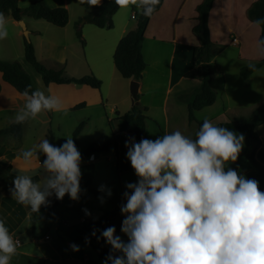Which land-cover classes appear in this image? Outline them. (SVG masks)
Here are the masks:
<instances>
[{"label": "clouds", "instance_id": "obj_1", "mask_svg": "<svg viewBox=\"0 0 264 264\" xmlns=\"http://www.w3.org/2000/svg\"><path fill=\"white\" fill-rule=\"evenodd\" d=\"M83 2L96 6L101 0ZM114 2L151 17L160 0ZM253 23L259 26L264 19ZM7 38L8 19L0 12V40ZM258 48L264 52V40ZM248 67L262 71L253 64ZM21 96L24 103L14 117L18 124L49 112L67 114L63 100L50 92L29 85ZM65 138L60 146L43 138L17 157L25 168L35 163L42 169L39 180L16 175L9 189L12 199L32 213L49 206L53 195L57 200L65 195L73 201L80 198L82 156L72 136ZM243 145V135L207 117L194 137L175 130L155 140H126V158L138 178L126 184V203L121 205V232L128 241L115 235L114 226L103 230L101 236L112 251L122 253L110 254L105 264H264V191L256 179L228 167L238 160ZM70 248L79 251L74 243ZM17 255L18 241L0 218V264H12Z\"/></svg>", "mask_w": 264, "mask_h": 264}, {"label": "crops", "instance_id": "obj_2", "mask_svg": "<svg viewBox=\"0 0 264 264\" xmlns=\"http://www.w3.org/2000/svg\"><path fill=\"white\" fill-rule=\"evenodd\" d=\"M37 1L39 0H20L19 6L25 10ZM45 1L51 8L67 9L70 20L66 27L57 28L43 20L37 21L28 17L23 19L30 32V40L34 45L38 60L50 68H64L65 72L73 78L80 79L94 75L102 81V87L100 90H96L76 84H51L47 86L42 76L26 60L25 36L19 22L15 21L10 14L6 15L8 38L0 40V52L2 51V54L9 56L15 51L17 54L15 59L21 62L25 61L26 65L32 66H28L31 68L28 72L34 87L59 96L67 109V114L49 112L41 114L35 120L23 123V139L21 141L13 137H6L5 141L0 142V168L14 177L16 175H30L32 177L41 175L42 169L39 164L34 163L31 168H25L22 161L18 160L17 157L22 150L31 148L43 138H47L49 129L55 137V146H60L62 145L61 141L66 139L65 137L72 136L82 121H87V125L81 135L90 127L93 119H104L105 105L109 98V94L103 92L105 82H107L108 88L114 82L120 83L124 88L127 87L129 96L131 94V82L136 81L124 79L118 72L115 63L110 64L108 62V58L114 62V54L119 42L136 27V18L133 16L139 10L135 6L126 9L121 8L113 17L114 29L105 30L86 23L84 17L87 10L83 0ZM202 2L203 0H163L162 8L153 16L147 28L142 48L147 67L141 80L137 81L140 96L138 102L148 108L147 116L150 118L146 126L145 139L152 140L153 137H160L159 131L154 130L151 125H157L160 129L163 128L162 135L166 132L180 130L183 134L194 137L197 131V125L189 123V101L199 87V82L185 78L186 74L195 67L193 52L197 46V40L188 43V41L181 39L180 19L183 14L170 12V6L173 5L174 8L181 6V9H186L192 3V13L189 16L193 23V19L196 17V9ZM219 2L220 0L215 1L209 23ZM102 3L103 0L99 5ZM249 22L250 25L255 26L250 20ZM77 26L81 29L86 40L85 47L77 38ZM193 28L194 26L190 29L192 35ZM257 31L261 35V28H257ZM237 42L234 45L241 47L239 38ZM185 54H192V62L185 61ZM0 58L4 61L11 60L8 57ZM250 62L253 63L256 60H243L245 65ZM28 67L26 68L28 69ZM260 70H262L260 73H264V67ZM258 73L254 72L248 83H252ZM163 78L166 81L165 89L161 85ZM0 84V130H3L16 123L15 114L23 106L24 101L21 94L4 81L2 73H0ZM126 102L128 103L127 98ZM130 102L124 114L131 111L135 105L132 94ZM80 105L83 107L77 108ZM206 108H212V106ZM203 110L197 111V115H200ZM117 112L116 108H110V114ZM215 120L213 121L215 122ZM229 120L226 118L223 122ZM219 123L214 124L218 125ZM65 125L69 126L70 135L63 137L60 132ZM256 131L260 139L259 144L253 142L243 133L238 134L244 136L247 147L243 148L235 163L228 165L229 168H236L235 170L245 177L256 174V168L248 161L247 155L254 151L264 153V126L257 128ZM40 132H43V135H40ZM132 135L127 132L126 127L125 131L115 133L118 150L112 147L108 153L94 154L89 159L81 161L80 167L83 169V177L92 180L93 178L91 179L87 173V168H92L101 156L109 155L112 150L115 152L122 172L135 173L130 161L126 158L127 148L125 147V141ZM40 136L43 137L40 138ZM28 138H33V142L32 140L28 141ZM93 143H88L87 147ZM93 189L97 190L94 186ZM113 208L114 206L106 198H103V201L99 197L91 198L89 193L83 190L78 201H73L65 195L56 211V218H40L33 227L31 211L12 199L8 187L2 185L0 189V218L5 220L10 232L18 241V255L13 257L12 264H105L106 258H101L97 250L87 246L84 242H75L70 229L82 222L94 220ZM84 209H87L90 215H86ZM127 241L128 237L125 242ZM73 243L79 246V251H73L70 248ZM106 247L111 249L109 244ZM108 264L111 262L109 261Z\"/></svg>", "mask_w": 264, "mask_h": 264}, {"label": "trees", "instance_id": "obj_3", "mask_svg": "<svg viewBox=\"0 0 264 264\" xmlns=\"http://www.w3.org/2000/svg\"><path fill=\"white\" fill-rule=\"evenodd\" d=\"M20 0H0V12L4 15H11L17 22L22 21L25 17L34 20H43L49 24L57 27L64 28L68 25L70 20L69 11L65 8H51L45 0H39L32 4L28 9H21L19 6ZM216 0H203V2L196 9V17L193 19L195 26L193 28V35L197 40V46L194 48L193 60L194 69L186 74L185 78L188 80L198 81L199 87L193 93L189 101V123L196 124L197 130L202 125L203 121H198L195 117V113L206 107L213 106L217 101V93L213 89V82L221 71L219 65L215 63L216 58L222 53L223 46L214 43L211 37V31L209 27V17L213 10ZM87 14L84 20L87 24L93 25L99 29L112 30L114 29L113 17L121 9L117 7L114 0H103L101 5L89 6L84 2ZM163 6V0H160L159 5L156 7V11L151 17L141 15L140 11L136 13V27L128 34H126L118 44V47L114 54V63L120 73V75L126 80L139 81L142 78L147 64L144 59L142 48L145 40V34L150 24L151 19L157 14ZM248 19L253 22L258 19H264V0H256L247 11ZM261 28V35L259 41L264 40V24L259 25ZM76 35L80 43L85 47L86 40L83 37V33L79 26L76 29ZM25 57L28 63H30L35 70L42 76L44 83L49 86L51 84L65 85L76 84L79 86H88L96 90H100L102 87V81L94 75H89L80 79L70 77L64 70V68H50L43 62L39 61L32 41L25 38ZM255 65L257 69L264 67V58L260 61L250 63ZM246 64L240 70V75L245 80H250L253 75ZM0 73L3 74V79L6 83L12 86L18 93H22L29 85L31 90H36L33 85L32 79L29 74L24 70L22 65L18 61L10 62L0 59ZM1 93V84H0ZM139 96L135 100V105L132 111L118 116L127 125V131L133 134L137 142L141 139H145V132L147 121L148 108L140 105ZM83 105L77 106L81 108ZM87 125V121H82L76 127L72 134V138L78 148L77 140ZM217 126L227 127L229 130L234 131L237 134L247 135L253 142L259 144L260 139L256 129L264 126V104L256 108L247 118H236L229 120L226 123H219ZM6 137H13L14 139L21 141L23 139V123H14L10 127L0 130V142ZM50 143L55 145V137L51 129L48 131V137ZM65 142V139L61 141V144ZM114 147L118 150V143L116 139L108 140L104 143H93L87 147V149L81 154L82 160L89 159L94 154L108 153L111 148ZM41 162L44 157H40ZM248 161L256 168V174L254 176H248L246 178L256 179L259 182L260 190L264 191V153L252 152L247 155ZM82 177L80 181L81 194L83 190L89 193V196L106 198L114 208L105 212L100 217L82 222L73 226L72 238L75 242L86 243V238L90 242L86 243L87 246L94 248L98 251L101 258H107L110 254L113 256H121L119 252H113L106 247L107 243L101 236L103 230H106L110 226H114L116 229L115 235L122 236L121 232L122 221L125 216L121 213V205L124 204L122 196H118L116 192L111 195H106L98 190L93 189L92 182L89 179L83 177V169L81 168ZM0 176L3 177V185L8 189L14 187L10 184V181L14 179V176L10 175L7 171L0 168ZM6 176L7 180H6ZM40 176L33 177L34 180H39ZM51 203L49 206H41L39 213L31 212V221L33 227L40 218H56V211L60 205L61 200H57L55 196L49 198ZM95 231V235H92Z\"/></svg>", "mask_w": 264, "mask_h": 264}, {"label": "rangeland", "instance_id": "obj_4", "mask_svg": "<svg viewBox=\"0 0 264 264\" xmlns=\"http://www.w3.org/2000/svg\"><path fill=\"white\" fill-rule=\"evenodd\" d=\"M253 1L254 0H220L215 7L213 17L209 23L211 37L214 43L223 46L222 53L215 60V63L220 66L221 71L218 73L212 85L217 93V101L212 108H204L200 115L195 113V117L196 119L198 118V121H203V119L207 117L213 123H226L223 122L226 118L230 120L234 118H247L258 106L264 103V73L259 72L252 83H248L249 81L245 80L240 75L241 66L245 65L243 60L258 61L264 57V53L258 48L260 32L257 31V28L259 29L260 27L257 25H255L256 27L250 25L247 17V10H249ZM192 3L189 4L186 9H181V6L176 8H174L173 5L170 6V12H179L183 14V17L180 19V36L181 39L188 41V43L192 40L194 42L196 41L192 33H190L191 27L195 26V22L193 21L192 23V18L189 16L190 13H192ZM238 38L240 39L241 47L234 45L238 43ZM5 55L6 54H2V51L0 52V57H8L11 59L8 60L10 62L18 61L29 74L28 71L31 70L29 67L32 66L29 64L26 65L27 63L25 61L21 62L15 59L17 55L15 51L9 56ZM184 58L185 61L192 62V54H185ZM108 62L114 64L112 59L110 60L109 58ZM26 67H28V69ZM164 79L165 78L161 80L163 89H165L164 85L166 82ZM103 92L104 94H109L108 102L105 105L106 114L103 117L104 119H93L90 127L79 137L78 150L80 153L85 151L88 143H104L108 140L116 139L115 133L125 131L127 127L126 123L118 117L124 115L131 103V94L129 97L127 87L124 88L120 83L114 82L113 85L108 88L107 82H105ZM126 98L128 103L126 102ZM111 107L116 108V112H118L110 114ZM214 119H216L215 122L213 121ZM151 126L154 130L159 131V136H162L161 131L163 128L160 129L157 125ZM69 133V126L65 125L61 129L60 135L65 137ZM40 135H43V132H40ZM42 137L43 136H40V138ZM131 137L134 136L132 135ZM32 139L33 138H28V141ZM155 139L157 138H152V140ZM5 140V138L2 139V141ZM246 147V142H244L243 148L245 149ZM109 156L112 157L110 158ZM87 173L91 179L93 178L90 181H92L94 188L98 191H100L101 186H104V191L100 192L105 194H108L109 191L111 194L116 192L118 196L122 197L123 193L127 191L125 187L126 184L135 183L138 179L135 173L130 171L122 172L120 163L113 150L109 155L101 156L92 168H87ZM7 177L8 176L5 177L6 180ZM2 182L3 177L0 176V189L3 185ZM10 184L13 185V180L10 181ZM121 239L125 242L127 236L123 234Z\"/></svg>", "mask_w": 264, "mask_h": 264}, {"label": "water", "instance_id": "obj_5", "mask_svg": "<svg viewBox=\"0 0 264 264\" xmlns=\"http://www.w3.org/2000/svg\"><path fill=\"white\" fill-rule=\"evenodd\" d=\"M19 25L21 26L23 32H24V36L26 39H30V32L27 28V25L25 23L24 20L19 22ZM131 94L133 96V98L136 100L139 96V83L137 81H132L131 82Z\"/></svg>", "mask_w": 264, "mask_h": 264}, {"label": "built area", "instance_id": "obj_6", "mask_svg": "<svg viewBox=\"0 0 264 264\" xmlns=\"http://www.w3.org/2000/svg\"><path fill=\"white\" fill-rule=\"evenodd\" d=\"M133 18H136V16L134 15Z\"/></svg>", "mask_w": 264, "mask_h": 264}]
</instances>
